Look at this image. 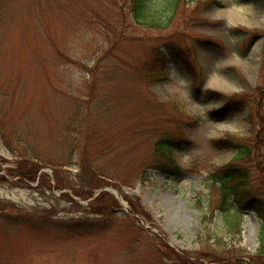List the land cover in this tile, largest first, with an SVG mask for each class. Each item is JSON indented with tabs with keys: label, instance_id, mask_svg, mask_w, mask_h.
<instances>
[{
	"label": "rangeland",
	"instance_id": "obj_1",
	"mask_svg": "<svg viewBox=\"0 0 264 264\" xmlns=\"http://www.w3.org/2000/svg\"><path fill=\"white\" fill-rule=\"evenodd\" d=\"M174 41L193 50L201 95L170 53ZM159 51L168 79L150 82L143 68ZM263 60L264 0H182L166 31L135 23L128 0H0V264H217L208 260L223 250L214 238L233 239L221 214L212 213L217 187L210 193L205 184L236 152L212 141H256L264 128ZM209 91L217 95L206 98ZM234 95L254 97L256 110L213 117ZM138 131L146 134L135 137ZM163 134L179 141L173 156L183 175L151 171L147 182L116 188L124 205L103 192L117 202L115 213L88 214L91 202L61 197L67 190L55 188L51 166L34 182L7 175L35 151L75 180L81 170L68 163L82 155L72 156L73 144L116 145L119 155L108 161H136ZM242 163L259 188L255 161ZM108 182L100 189L113 187ZM79 218L93 226L75 231L70 223ZM243 221L236 244L255 253L260 220L246 212Z\"/></svg>",
	"mask_w": 264,
	"mask_h": 264
},
{
	"label": "trees",
	"instance_id": "obj_2",
	"mask_svg": "<svg viewBox=\"0 0 264 264\" xmlns=\"http://www.w3.org/2000/svg\"><path fill=\"white\" fill-rule=\"evenodd\" d=\"M182 0H128L130 4V14L134 22L140 26L147 27L151 30L166 31L172 24L173 19L178 13ZM207 46H214L213 42L204 43ZM172 56L181 64L184 71L193 79V91L197 95L202 93V75L197 66L196 57L192 49L186 48L183 43L173 42L167 46ZM167 62L166 55L158 52L155 57L150 60L143 68L142 76L150 82H162L168 78L165 72V64ZM264 71V60L262 63ZM217 95L215 92L209 91L207 97ZM250 95L231 96L227 99L224 106L216 110L212 115L217 119H224L240 113L241 109L251 106L256 110L258 102ZM261 107V104L259 105ZM258 114V112H256ZM260 123L262 115H260ZM151 117H156L153 114ZM72 121V120H71ZM75 129V128H74ZM264 128L259 131L256 141L253 143L241 142L234 135H228L225 139L212 141V146L215 149L234 150L236 152L235 161L221 169V172L210 175L209 183L205 186L210 193L214 191L216 186L219 195L216 200L213 198L210 206L215 205L213 215L221 214L224 219L226 231L233 239L232 242L225 243L223 238H214V243L221 245L222 251L216 252L208 257L209 261L217 264H264V136L262 137ZM159 133V132H158ZM146 132L138 131V135H144ZM164 135V134H163ZM184 142V141H183ZM179 141L174 137L167 135L159 136L146 154V158L142 160H128L127 155H124L120 160L108 161L107 157L114 155L118 150L116 145H105L99 147L72 145L70 150L73 151L72 156L82 155V159L78 162L70 161L69 165L79 166L81 176L77 175L75 180H68L62 177L58 172L57 164L45 165L37 152L20 157L13 167L8 168L7 175L11 178H18L22 181L34 182L37 175L45 166H51L54 169V179L56 180L55 188L58 190H70L74 196L87 200L94 193L103 187L101 183L109 181L117 189L121 187L133 188L137 182H147L150 180L151 171H156L168 178H180L183 171L174 159L173 151L177 148ZM119 154L114 155L116 158ZM105 159V160H103ZM112 159V158H111ZM113 160V159H112ZM126 160V162L124 161ZM255 161L261 184L256 188L251 177V169L244 167L242 162H247V166ZM46 162V161H45ZM61 168V167H60ZM128 168V170H127ZM46 176V175H44ZM42 176L41 182L46 178ZM208 183V184H207ZM47 184V182H45ZM110 198H109V197ZM67 198L70 202L76 204L75 200L69 196V193L61 195ZM124 197V196H123ZM213 197V196H212ZM107 198V199H106ZM127 199L126 197H124ZM115 199L107 193L101 194L88 205L86 211L88 214L107 215L114 212ZM132 204V203H131ZM77 205V204H76ZM6 210H16L15 207H7ZM3 209V211H6ZM136 214H141L138 209L133 208ZM246 212L254 213L260 220L259 230V247L255 253H251L242 248H238V244L242 239L243 233V216ZM111 216L113 214H110ZM114 217V216H113ZM206 219V217H204ZM213 218V217H212ZM66 223L64 221H61ZM206 221H204L205 223ZM75 227V231L79 228L86 229L88 224L93 226L89 220L82 218L70 223ZM48 224H46V227ZM235 241V242H234ZM247 257L249 262H243L234 259Z\"/></svg>",
	"mask_w": 264,
	"mask_h": 264
},
{
	"label": "water",
	"instance_id": "obj_3",
	"mask_svg": "<svg viewBox=\"0 0 264 264\" xmlns=\"http://www.w3.org/2000/svg\"><path fill=\"white\" fill-rule=\"evenodd\" d=\"M102 191H113V189H110V188H104V189H102L97 195H99ZM117 196H118L119 198H121L118 194H117Z\"/></svg>",
	"mask_w": 264,
	"mask_h": 264
},
{
	"label": "snow or ice",
	"instance_id": "obj_4",
	"mask_svg": "<svg viewBox=\"0 0 264 264\" xmlns=\"http://www.w3.org/2000/svg\"><path fill=\"white\" fill-rule=\"evenodd\" d=\"M216 99H223V97H216ZM208 105H205V108H207Z\"/></svg>",
	"mask_w": 264,
	"mask_h": 264
}]
</instances>
